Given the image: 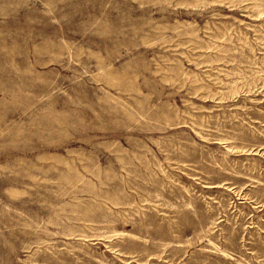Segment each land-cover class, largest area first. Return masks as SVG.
Returning a JSON list of instances; mask_svg holds the SVG:
<instances>
[{
  "label": "rangeland",
  "instance_id": "obj_1",
  "mask_svg": "<svg viewBox=\"0 0 264 264\" xmlns=\"http://www.w3.org/2000/svg\"><path fill=\"white\" fill-rule=\"evenodd\" d=\"M0 264H264V0H0Z\"/></svg>",
  "mask_w": 264,
  "mask_h": 264
}]
</instances>
